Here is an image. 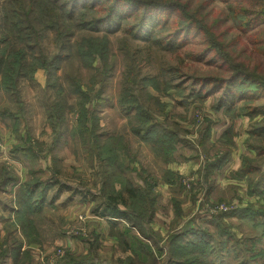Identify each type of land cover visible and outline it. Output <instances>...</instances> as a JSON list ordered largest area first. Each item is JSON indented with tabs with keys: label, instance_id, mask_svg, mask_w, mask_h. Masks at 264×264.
<instances>
[{
	"label": "rangeland",
	"instance_id": "1",
	"mask_svg": "<svg viewBox=\"0 0 264 264\" xmlns=\"http://www.w3.org/2000/svg\"><path fill=\"white\" fill-rule=\"evenodd\" d=\"M188 1L194 7L201 0ZM226 7L220 0H206L204 10L209 12V18H223L227 16ZM230 24L231 21H228L227 25ZM238 34L235 29H228L224 33L227 50L237 56V61L241 58L254 62L256 54L249 37L239 36L237 41L235 37ZM88 35L106 38L107 63H111V74L102 91L105 99L96 107L99 124L103 130L121 138L118 163L124 167L129 164L136 169L135 172L125 170L123 174L139 187L141 193L144 192L142 176L153 183L155 200L152 219L144 228L142 226L143 233L147 234L145 238L130 225V232L124 233L128 225L124 220L111 228L106 218L92 212V208L105 198L104 191L108 192L110 188L106 186L104 191L99 188L96 158L80 142L79 135L71 132L76 114L69 111V107H76L79 97L70 90L68 77L76 76L94 101L102 62L95 57L92 66L88 67L76 54L83 36ZM103 36L101 32L75 30L71 48L66 50L68 56L60 62L58 83L64 87L66 105L61 125L62 138L54 148L55 131L47 115V106L55 100V92L45 86L44 70L36 69L33 81L28 78L20 80V105L12 95L0 90V179L4 174L13 178V181L8 180L4 189H0V264H22L23 259V264H63L67 256L83 257L92 260V264H165L170 255L167 241L175 232L186 231L187 227L205 229L210 234L214 252L218 251L223 256L216 261L210 257L207 264H264V200L248 194V178L238 179L231 175L245 157L256 163L264 161V151H260L264 149V136H255L250 131L259 124L261 117L237 116L238 110L235 108L230 111L232 114L216 110L218 95L204 98L189 96L190 75H218L221 72L216 66L193 61L187 56L200 44L192 43L174 53L133 40L122 30ZM55 41L54 32L48 30L42 39L46 53L56 51ZM134 48L137 49L135 63L140 66V72L158 78L162 90L169 87L162 92L153 89L152 85L146 87L152 96L166 104L162 113L156 112L152 100H146V103L155 111L153 116L156 121L167 123L180 135L170 154H165L151 143L142 142L134 135L130 126L135 118L132 114L131 117L126 116L121 109L124 75L128 57L132 56ZM251 52L252 55L248 57ZM168 67L175 70H162ZM91 106L92 103L87 105L88 108ZM3 112H9V116L3 115ZM17 115L20 123L15 125L13 117ZM207 126L209 135L201 142L200 134ZM226 132V136H223ZM126 150L129 157L124 155ZM224 152L228 155L221 167L208 171L204 170L205 167L203 169L205 162L220 157ZM174 164L184 172L174 176L166 169ZM251 176L256 177L254 174ZM32 177L49 182L54 180L55 184L48 188L41 210L30 217L33 230L25 234L21 230L22 223L17 222L10 207L13 206L18 186ZM65 184L75 190L66 188ZM124 197L127 205L122 208L141 210L142 203L138 198H128L127 193H124ZM232 207H252L262 211L255 216L233 214V217H223V225L240 238L241 245L231 241L229 246L222 249L221 245L217 246L216 240L221 237L212 219L217 220L222 212ZM149 208L146 206V209ZM130 235H138L146 246L154 250L158 247L161 252L155 251L154 256L150 257L142 251L143 255L137 258L125 247ZM233 250H236V256ZM57 252H61V255L57 256ZM177 259L184 260L182 257ZM177 264L183 263L180 261Z\"/></svg>",
	"mask_w": 264,
	"mask_h": 264
},
{
	"label": "trees",
	"instance_id": "2",
	"mask_svg": "<svg viewBox=\"0 0 264 264\" xmlns=\"http://www.w3.org/2000/svg\"><path fill=\"white\" fill-rule=\"evenodd\" d=\"M220 1L227 6V16L223 18L219 16L209 18V12L204 10L206 0L199 1L194 7L190 6L188 0H0V90L12 95L15 102L20 105L22 103L20 80L28 78L33 81L36 69L44 70L45 86L55 92V100L47 106V115L55 131L52 143L54 148L62 138L61 125L64 122L66 105L64 87L58 83L60 78L57 72L60 62L68 56L66 50L71 48V38L75 30L101 32L103 37L122 30L124 35L133 40L141 41L158 50L174 53H178L192 43H198L200 47L190 51L187 56L193 61L216 66L221 72L218 75H190L189 96L204 98L218 95L216 110L229 113L235 108L238 110L237 116L261 117L259 124L250 131L255 136H264V0ZM228 21H231L230 25H227ZM228 29L239 32L235 37L237 41L239 36L249 37L256 54L254 62L241 58L237 61V56L227 50L228 44L224 40V33ZM48 30L54 32L56 40V51L50 54L46 53L42 46V39ZM97 37L99 36H83L76 49V54L84 65L91 67L95 57L102 62L100 78L96 81L99 83V88L94 101L82 88L78 78L68 75L70 90L79 97L76 107H69V111L76 114L71 132L73 134L76 132L80 142L90 151V155L95 156L98 167L96 171L100 176L99 188L103 191L106 186L110 188L108 192L104 191L105 198L92 208V212L106 218L111 228L124 220L128 222L124 233L130 232V225L145 238L147 234L143 233L142 226L144 228L152 219V206L155 200V195L152 193L153 183L146 176H142L144 192L141 193L139 187L123 174L125 170L135 172L136 169L129 164L124 167L118 163L121 138L103 130L99 124L96 107L105 99L102 91L106 79L111 74V63H107L106 38ZM198 37L201 39L198 40ZM136 53L137 49L134 48L131 52L132 56L128 57L120 100L121 109L126 116L131 117L132 114L135 118L134 124L130 126L134 135L142 142L151 143L165 154H170L174 143L180 140V135L167 123L155 120L153 116L155 111L146 100L155 103L158 113L163 112L166 104L161 103L158 97L152 96L146 87L152 85L153 89L161 91V83L155 76L140 72V66L135 63ZM251 55L252 52L248 57ZM162 70L169 72L175 68L168 67ZM164 83L167 84L168 81ZM91 103L92 106L88 108L87 105ZM8 113L3 112V115L9 116ZM18 116L13 117L15 125L20 123ZM209 131V126L203 129L200 134L201 142L204 137H208ZM227 133L222 135L226 136ZM260 151L263 152L264 149ZM124 155L129 157V151L126 150ZM227 155L224 152L220 157L205 162L203 169L204 167L205 171L218 169L227 160ZM252 174L256 177H252ZM206 175L207 173L204 177ZM231 175L238 179L248 178L250 185L248 194L264 200V161L256 163L255 160L245 157ZM12 179L6 174L2 175L0 189H4L8 180L10 182L13 181ZM54 184V180L49 182L32 177L18 186L13 206L10 208L17 222L22 223L21 230L25 234L33 230L30 217L41 210L48 188L50 189ZM65 185L66 188L75 190L68 184ZM124 193H127L128 198H138L142 203L141 210L122 208L121 206L127 205ZM146 206H150L149 210ZM258 211L262 210L252 207H232L222 212L217 220L212 219L217 234L221 237L216 240L217 246L221 245L220 248L224 249L231 241L239 242L241 245L240 238L223 225V217H233V214L255 216ZM141 237L130 235L129 242L125 244L132 255L138 258L139 255H143L142 251H145L152 257L155 251L161 252L158 247L154 250L146 246V242ZM167 242L170 255L165 264H177L180 261L183 264H207L210 257L212 261L223 258L218 251L214 252L210 234L205 229L187 227L186 231L175 232ZM233 251L236 256V250ZM24 254L26 255V252ZM179 257L184 260L177 259ZM63 262V264L93 263L92 260L83 257L68 258V256Z\"/></svg>",
	"mask_w": 264,
	"mask_h": 264
},
{
	"label": "crops",
	"instance_id": "3",
	"mask_svg": "<svg viewBox=\"0 0 264 264\" xmlns=\"http://www.w3.org/2000/svg\"><path fill=\"white\" fill-rule=\"evenodd\" d=\"M223 132H224V130H223ZM166 169L169 170L170 172H172L174 174V176L175 175H180L182 172H184L183 169L181 167H178L177 164H174L173 167L172 166H169Z\"/></svg>",
	"mask_w": 264,
	"mask_h": 264
},
{
	"label": "built area",
	"instance_id": "4",
	"mask_svg": "<svg viewBox=\"0 0 264 264\" xmlns=\"http://www.w3.org/2000/svg\"><path fill=\"white\" fill-rule=\"evenodd\" d=\"M61 255V252H57V256Z\"/></svg>",
	"mask_w": 264,
	"mask_h": 264
}]
</instances>
